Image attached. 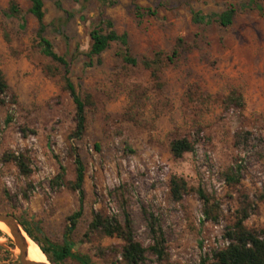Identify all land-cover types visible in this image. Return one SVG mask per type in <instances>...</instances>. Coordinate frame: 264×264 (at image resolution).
I'll return each mask as SVG.
<instances>
[{"label": "rangeland", "instance_id": "rangeland-1", "mask_svg": "<svg viewBox=\"0 0 264 264\" xmlns=\"http://www.w3.org/2000/svg\"><path fill=\"white\" fill-rule=\"evenodd\" d=\"M9 1L0 0V71L10 93L0 106V158L21 153L29 159L30 173L20 175L14 163L0 161V214L9 213L63 244L78 196L65 185L52 189L50 181L59 164L65 180H74L73 145L85 166L83 212L69 238L73 250L89 255L93 264L112 261L111 255L99 256L98 249L120 250L121 239L87 241L83 234L92 211L121 217L125 205L134 236L145 248L150 244L145 213H152L165 234L169 264H207L212 251L226 246L223 234L233 222L240 192L255 202L264 196L263 0H114L113 5L110 0H43L46 38L71 61L69 78L76 91L92 97L79 141L69 139L74 107L60 76L46 73V67L59 72L61 67L39 52L29 2L13 0L23 12L21 28L20 19L7 15ZM136 5L155 15L138 18ZM230 6L235 15L228 27L191 20V11L220 13ZM101 16L111 20L117 34L127 35L136 66L122 61L116 43L92 61L83 55L90 45V25ZM177 39L183 40L179 56L153 78L141 60L169 54ZM232 90L241 94L242 109H225L223 100ZM8 115L12 121L5 125ZM197 129L203 139L195 151L173 159L169 142L195 139ZM238 131L251 132L248 147H234ZM238 162L241 186L229 189L221 173ZM173 175L187 184L180 202L170 197ZM197 187L219 200V223L202 222ZM245 225L264 230V199ZM17 252L11 237H0V264H19ZM146 256L147 264H154ZM63 264L77 263L66 259Z\"/></svg>", "mask_w": 264, "mask_h": 264}, {"label": "trees", "instance_id": "trees-1", "mask_svg": "<svg viewBox=\"0 0 264 264\" xmlns=\"http://www.w3.org/2000/svg\"><path fill=\"white\" fill-rule=\"evenodd\" d=\"M28 2V13L37 23L35 36L39 52L61 67L60 72L56 68L50 66L46 67V73L51 77L56 75L60 76L62 89L67 92L74 107V127L69 134V139L72 141H79L86 131V113L87 108L92 105V97L89 93L81 95L76 91L74 84L69 78L71 61L67 59L65 55H58L54 51L51 42L46 38V26L43 21L44 1L28 0ZM114 3V0L109 1V5H113ZM55 6L61 9L59 1H55ZM135 14L140 19L145 16L155 15L153 11L137 5L135 6ZM7 15L20 19V27H24L22 9L13 0L8 3ZM234 15L235 9L230 6L220 13L203 14L198 11H191V20L194 24L208 25L216 23L222 27H228L232 24ZM88 36L90 45L83 55L90 61H92L94 57H99L110 44L116 43L120 46L118 55L124 63L130 66H136L138 64L137 59L130 53L127 35L125 33L117 34L113 29V24L110 19L101 16L98 21L92 22ZM5 39L8 41L7 36H5ZM64 41L68 44L67 38H64ZM181 47H183V40L177 39L169 54L164 55L163 53H156L153 59H143L140 63L144 68L150 71L153 78H157L158 72L163 64L173 63L177 59ZM88 64H91V62ZM9 95V86L3 73L0 71V106L5 104ZM223 104L225 109H242L244 107L243 98L236 90H232L225 97ZM11 121V116H6L5 125H8ZM195 133V139L179 137L169 142V152L173 159H180L185 154L195 151L197 141L203 139L201 129H197ZM251 137V132H236L233 138L234 147L238 149L248 147ZM94 148L96 151L100 149L98 144H95ZM69 153H71L73 158L74 180L71 182L65 180V169L59 164V172L50 181L52 189L65 185L69 190L76 192L78 196V208L68 217L69 226L66 227L63 244L52 242L36 226L35 230L37 233H35L28 224L19 220L18 222L27 236L38 245H36L37 249L42 253L41 256L43 258L46 257L48 263L63 264L64 260L69 259L77 264H93L89 255L73 250V246L69 242L70 235L76 229L77 223L83 212V182L85 173V166L78 148L71 145ZM55 159L57 160L58 158L55 156ZM0 161L14 163L20 175L27 176L30 173L29 159L21 153L6 154L0 158ZM242 170L241 162H238L234 166L226 168L221 173L226 187L235 189L241 186ZM187 192V184L183 178L176 175L170 177L169 193L172 201L180 202ZM195 193L202 203V222H210L212 224L219 223L222 218V206L219 200L201 187H197ZM263 199L264 196L260 195L257 202ZM257 202L251 200L247 194L240 192L238 207L233 215V222L225 229L223 234L226 246L212 251L208 259H203V263H205V259H207V264H264V230L248 229L245 225L248 218L257 210ZM120 210L121 217L117 215H106L99 211L91 212V219L83 234L84 239L90 241L93 237L104 236L117 237L123 242L120 250L116 248H107L106 250L98 249L99 256L104 258L107 254L108 256L111 255L113 260L108 262V264H147L146 254L149 253L154 258V264H169L165 234L159 220L152 213H145L147 235L150 241L149 246L145 248L134 236L132 221L127 207L121 205ZM6 214L11 215L9 213ZM0 237H7V235L0 231Z\"/></svg>", "mask_w": 264, "mask_h": 264}, {"label": "water", "instance_id": "water-1", "mask_svg": "<svg viewBox=\"0 0 264 264\" xmlns=\"http://www.w3.org/2000/svg\"><path fill=\"white\" fill-rule=\"evenodd\" d=\"M0 223H2L8 229L10 233L9 237H11L15 248L18 249L17 258L19 264H41L30 261L27 258V244L22 232L26 236L27 234L25 233L19 222L12 215L0 214Z\"/></svg>", "mask_w": 264, "mask_h": 264}, {"label": "bare ground", "instance_id": "bare-ground-1", "mask_svg": "<svg viewBox=\"0 0 264 264\" xmlns=\"http://www.w3.org/2000/svg\"><path fill=\"white\" fill-rule=\"evenodd\" d=\"M0 231L6 233L8 236H10V233L8 231V229L2 224L0 223ZM24 239L26 241L27 244V258L30 261L36 262V263H41V264H49L48 261L43 258L41 255L42 253L37 249L35 243L28 238L23 232H22ZM18 251V249H16ZM18 254V252H17Z\"/></svg>", "mask_w": 264, "mask_h": 264}]
</instances>
